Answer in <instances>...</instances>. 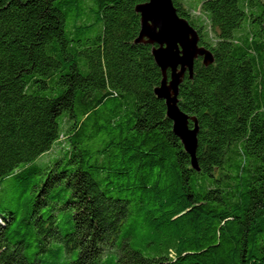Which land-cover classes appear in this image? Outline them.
<instances>
[{
    "label": "trees",
    "instance_id": "trees-1",
    "mask_svg": "<svg viewBox=\"0 0 264 264\" xmlns=\"http://www.w3.org/2000/svg\"><path fill=\"white\" fill-rule=\"evenodd\" d=\"M147 1L0 0V264L51 241L68 264H264V0H172L213 56L178 92L198 171L135 42Z\"/></svg>",
    "mask_w": 264,
    "mask_h": 264
},
{
    "label": "water",
    "instance_id": "water-1",
    "mask_svg": "<svg viewBox=\"0 0 264 264\" xmlns=\"http://www.w3.org/2000/svg\"><path fill=\"white\" fill-rule=\"evenodd\" d=\"M135 11L140 16L135 42L151 45V55L161 72L154 94L164 101L172 131L189 155L192 167L198 171L197 121L179 109L178 92L185 75L192 78L194 61L200 58L202 65L208 66L213 62L212 53L198 45L197 31L177 15L172 0H148L137 5ZM189 121L193 123L191 128L188 127Z\"/></svg>",
    "mask_w": 264,
    "mask_h": 264
},
{
    "label": "rangeland",
    "instance_id": "rangeland-1",
    "mask_svg": "<svg viewBox=\"0 0 264 264\" xmlns=\"http://www.w3.org/2000/svg\"><path fill=\"white\" fill-rule=\"evenodd\" d=\"M199 11L196 9L195 11H191V17L194 18V16L198 15ZM87 21L91 20L93 21L92 17H86ZM99 31V26L96 25L91 31L84 32L82 34V38H92L97 34ZM54 151L56 149H53L51 153H44L40 157H38L34 162L31 163V165H37L42 166L44 163H46L49 160V155H54ZM0 199L7 202L6 195L2 194L0 195ZM4 205V204H2ZM58 219V226L60 229H63L67 226V219H68V213L67 212H61L57 216ZM76 250H67L64 245L59 241H51L49 245L47 246V249L44 253L40 254L38 256L39 264H68L72 260L76 258ZM111 255L105 256V258H102V264H113Z\"/></svg>",
    "mask_w": 264,
    "mask_h": 264
}]
</instances>
